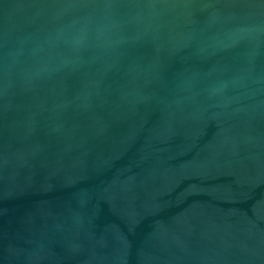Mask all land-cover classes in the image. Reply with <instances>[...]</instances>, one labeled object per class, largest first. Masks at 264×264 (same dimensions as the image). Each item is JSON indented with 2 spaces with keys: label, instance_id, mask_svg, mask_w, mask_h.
Returning <instances> with one entry per match:
<instances>
[{
  "label": "water",
  "instance_id": "water-1",
  "mask_svg": "<svg viewBox=\"0 0 264 264\" xmlns=\"http://www.w3.org/2000/svg\"><path fill=\"white\" fill-rule=\"evenodd\" d=\"M0 264H264V0H0Z\"/></svg>",
  "mask_w": 264,
  "mask_h": 264
},
{
  "label": "clouds",
  "instance_id": "clouds-1",
  "mask_svg": "<svg viewBox=\"0 0 264 264\" xmlns=\"http://www.w3.org/2000/svg\"><path fill=\"white\" fill-rule=\"evenodd\" d=\"M85 40V36L82 34L80 36H78L77 38L74 39L73 43L76 46H79L80 44H82Z\"/></svg>",
  "mask_w": 264,
  "mask_h": 264
}]
</instances>
